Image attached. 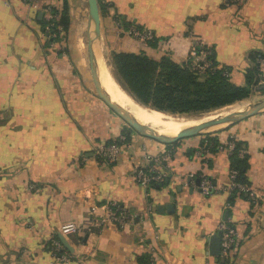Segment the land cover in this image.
<instances>
[{
	"label": "crops",
	"instance_id": "obj_1",
	"mask_svg": "<svg viewBox=\"0 0 264 264\" xmlns=\"http://www.w3.org/2000/svg\"><path fill=\"white\" fill-rule=\"evenodd\" d=\"M64 1L0 0V264H264V110L209 137L165 141L124 129L126 122L85 85L75 59L80 48L70 43L90 16L87 0H67L70 24L60 25V38L46 32L49 9ZM98 1L99 48L110 64L101 52L97 61L102 57L111 70L113 53L123 50L186 61L199 38L236 84L264 81V63L253 56L264 53V0ZM121 20L151 28L155 37L142 42ZM124 132L118 157L101 159L95 147ZM212 138L235 143L241 181L256 198L198 189L201 173L219 186L231 183L229 150H203ZM140 167L165 171V182L142 185ZM112 199L133 214L125 226L61 230L89 217L92 204L103 215ZM222 225L236 229V241L227 255H215L209 237ZM54 238L77 258L54 262Z\"/></svg>",
	"mask_w": 264,
	"mask_h": 264
},
{
	"label": "trees",
	"instance_id": "obj_2",
	"mask_svg": "<svg viewBox=\"0 0 264 264\" xmlns=\"http://www.w3.org/2000/svg\"><path fill=\"white\" fill-rule=\"evenodd\" d=\"M51 10L56 16L48 18L47 23L52 24L53 31L50 32L55 34L49 38L57 39L62 35L60 25L67 29L70 24L67 0L63 2L61 9L53 6ZM121 22L126 28L132 25L127 21L121 20ZM137 26L143 27L139 24ZM46 32L49 34V31ZM262 54L264 53L258 52L253 55L255 64H260L257 58ZM208 57L213 65L203 72L194 67L191 58L179 61L172 55L165 54L158 59L146 51H116L112 55L111 63L114 75L124 88L138 101L160 111L175 113L190 108H207L211 104L220 108L238 102V99L249 94L252 79H249L247 85L236 84L230 79L229 68L217 63L212 50ZM212 139L213 141L209 142H213L212 147L216 149L219 141H216V138ZM236 154L235 148L230 154L233 160L232 166L239 170L238 178L241 181L243 168Z\"/></svg>",
	"mask_w": 264,
	"mask_h": 264
},
{
	"label": "built area",
	"instance_id": "obj_3",
	"mask_svg": "<svg viewBox=\"0 0 264 264\" xmlns=\"http://www.w3.org/2000/svg\"><path fill=\"white\" fill-rule=\"evenodd\" d=\"M56 14L49 9V18L55 17ZM119 24H122L119 21ZM52 24H48L46 30L49 31L48 36L55 34L51 28ZM127 32L137 38L142 42H148L149 40L155 37L154 32L151 28L148 27H138L137 24H132L130 27L126 28ZM210 50L207 48L205 42L202 39L196 38L191 48V59L193 57L197 58L199 61L194 64V67L198 71L203 72L208 67H212V60L208 57ZM257 60L260 64L264 63V54L259 55ZM261 85H264V81L261 82ZM128 136L126 133H122L119 137H115L110 143L104 142L99 143L95 147V151L99 157L105 161L115 160L122 147L126 144ZM213 145V142H206L203 145V150L208 151ZM218 149H228L230 153L235 149V143L230 141L227 143L219 142L216 144ZM248 150L246 147H241L239 153L244 155ZM201 153V151H200ZM137 179L142 185H148L149 183L162 182L167 177L165 171L153 170L151 168L140 167L136 170ZM231 183L227 186H219L214 179L208 173H201L200 182L197 184L198 189L203 194H211L216 191L221 190H230L237 192H246L250 197L256 198L257 193L246 183L239 180V170L236 168H231L230 171ZM106 211L103 215L98 216L96 213L97 204H92L89 211V217L82 220H71L61 225V230L65 233H74L80 229L90 230L94 225H104L106 223H113L118 227H123L131 219H133V214L130 209L121 203L119 200L112 199L104 203ZM223 229L222 235V253L227 255L236 241L237 232L233 226L222 225ZM51 252L54 262H63L70 261L77 258V255L68 251L62 241L58 238H54L51 241Z\"/></svg>",
	"mask_w": 264,
	"mask_h": 264
},
{
	"label": "water",
	"instance_id": "obj_4",
	"mask_svg": "<svg viewBox=\"0 0 264 264\" xmlns=\"http://www.w3.org/2000/svg\"><path fill=\"white\" fill-rule=\"evenodd\" d=\"M89 3V9H90V19L92 20V17L94 18V40L91 41V38L89 37V43H90V49H89V58H90V67L92 76L94 79V82L97 86L98 93L102 99H104L108 105H110L116 112H118L124 119L129 121L132 125H134L138 130H140L143 133L149 134L151 136H154L159 139H163L165 141H175L178 139H181L183 137L193 135L200 133V128L216 124V123H233L237 120L252 115L254 113H257L261 110H264V101L262 103H259L257 105H254L252 107H249L248 109H245L243 111H240L238 113H232L228 115H222L218 116L213 119L201 121L200 123H197L195 125H192L190 127L185 128L182 130L178 135L176 136H166L161 134L157 128L153 127L151 124L144 123L137 119L135 115H133L127 108H124L123 106L115 103L110 99V97L105 93V90L103 88V85L101 83L100 77L97 73L96 69V50L100 47V37H101V11H100V5L98 0H88ZM89 36V32H88ZM124 87V86H123ZM141 102V101H140ZM143 103V102H141ZM166 181H169L167 178ZM198 183L200 182V179L197 180ZM222 235H223V229H219L217 232L213 233L209 239H210V251L212 254L220 255L222 252ZM222 259L224 260L225 257L222 256Z\"/></svg>",
	"mask_w": 264,
	"mask_h": 264
},
{
	"label": "bare ground",
	"instance_id": "obj_5",
	"mask_svg": "<svg viewBox=\"0 0 264 264\" xmlns=\"http://www.w3.org/2000/svg\"><path fill=\"white\" fill-rule=\"evenodd\" d=\"M89 37L91 38V41L93 42L94 40V18L93 17H92L91 24L89 27ZM81 38L80 37L77 38L78 45L80 46H82ZM98 52L100 51L97 49L96 50V69L100 77L101 83L103 85V88L105 90V93L110 97L112 101L123 106L124 108H127L133 115H135L137 119H139L140 121L144 123L151 124L152 126L156 127L157 130L161 134L166 135V136H176L185 128L195 125L197 123H200L201 121L213 119V118H216L222 115L238 113L240 111L248 109L249 107L262 103L264 101V99H260L257 101V103H252L248 105L247 107H244L241 110H239L240 109L239 102H235L230 105L229 110H223V111L218 112L217 114L215 113L213 117L201 115L196 118L194 117L193 118H183L180 120L165 119L164 115H162L161 112H159L158 110L144 105L143 103L138 101L134 96H132L129 92L121 90L119 86L116 84L109 67L106 64L102 63L103 58L99 57L97 61ZM97 62H98V65H97ZM226 124L227 123H216V124L202 127L200 129L201 130H212V129L223 127Z\"/></svg>",
	"mask_w": 264,
	"mask_h": 264
},
{
	"label": "rangeland",
	"instance_id": "obj_6",
	"mask_svg": "<svg viewBox=\"0 0 264 264\" xmlns=\"http://www.w3.org/2000/svg\"><path fill=\"white\" fill-rule=\"evenodd\" d=\"M87 5H88V0H87ZM89 20H90V16L89 15L87 16V14H86L83 17L82 21H80V25L77 28L78 31H74V38L76 37L75 40L74 39H73V41L70 40V43H71V46L74 47V45L75 46H76V44L78 45L77 38L78 37H80V38L82 37L81 38L82 46L78 45L79 48H80V51H81V52H79L80 53V56H78V57L75 58V59H77V62L79 63V66H80V68L78 70L81 71L80 74H81V76L84 77V80H85L84 83H86L85 85L87 86V88L89 90H91L94 94H96L97 96L100 97V95L98 93L97 86H96V84L94 82V79H93V76H92V72H91V67H90V58H89L90 43H89V36H88V32H89L88 30H89V25H90L89 24ZM90 23H91V21H90ZM73 43H74V45H73ZM98 50L100 51L101 49L98 48ZM73 53L75 54L76 52H73ZM102 55L105 57L106 61L110 64V60H108L109 59L108 56L105 55L104 53H102ZM192 61L195 64L199 60L197 58L193 57L192 58ZM102 63L103 64H106V65L108 64V63H106L104 61V59H103ZM111 68H112V70L110 68L109 69H110V71L112 73L113 72V67L111 66ZM112 75L114 77V80H115L116 84L119 86V88L121 90H123V91L129 92L118 81V79L116 78V76L114 75V73H112ZM261 96H264V85L258 84V85H255V86H251L249 88V94L247 96L241 98L242 100L241 99H238L239 100L238 101L239 102V107H240L239 110L243 109L244 107H247L248 105H250L252 103H257V101L259 100L257 98L258 97H261ZM103 101H105V100L103 99ZM105 103H107V102L105 101ZM149 107H151V105ZM111 109H113V108L111 107ZM229 109H230V104L229 105H226V106H223L221 108L216 107L215 104H211L207 108H201V107L200 108H190L189 110L181 111V112H175V113H171V112H167V111H160V110H158V111L161 112L162 115H164V118L165 119L180 120V119H183V118H193V117L196 118V117L201 116V115L202 116H208V117L210 116V117H213L215 113L217 114L220 111L229 110ZM113 111L115 113H117V115L120 116L126 122L127 126H125L124 129H132V130L134 129V130H138V128H136L129 121H127L126 119H124L114 109H113ZM220 128H222V127H220ZM220 128L212 129V130H203L200 133L193 134V135H189V136H186V137L188 138V137H191V136H194V135H201V136H206L207 137L208 134H211V133L217 131ZM183 138H185V137H183ZM29 186L31 187V189H37V188H39L38 184H36V183H31L30 182V185Z\"/></svg>",
	"mask_w": 264,
	"mask_h": 264
}]
</instances>
